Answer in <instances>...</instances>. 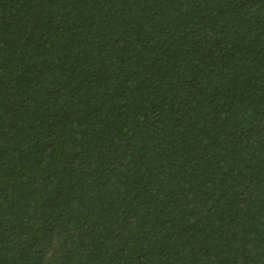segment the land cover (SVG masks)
Instances as JSON below:
<instances>
[{
    "label": "trees",
    "instance_id": "1",
    "mask_svg": "<svg viewBox=\"0 0 264 264\" xmlns=\"http://www.w3.org/2000/svg\"><path fill=\"white\" fill-rule=\"evenodd\" d=\"M0 264H264V0H0Z\"/></svg>",
    "mask_w": 264,
    "mask_h": 264
}]
</instances>
